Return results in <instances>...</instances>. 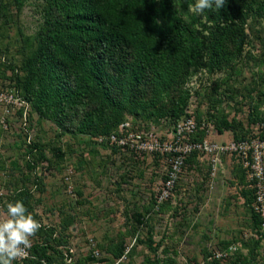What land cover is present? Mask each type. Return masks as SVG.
<instances>
[{"label":"trees","instance_id":"16d2710c","mask_svg":"<svg viewBox=\"0 0 264 264\" xmlns=\"http://www.w3.org/2000/svg\"><path fill=\"white\" fill-rule=\"evenodd\" d=\"M194 2L40 0L41 19L29 33L24 31L21 21L26 0H0V44H3L0 45V85L12 88L29 105L31 113L28 112L27 120L34 114L38 120L51 121L59 131L58 137L85 135L94 141L99 135L114 131L122 122L147 128L164 119L168 126L173 125L186 115L191 96L186 87L189 78L201 69L209 73L222 71L225 77L213 80L210 91L196 90L199 104L209 102L205 111L194 110L196 120L214 123L218 133L228 131L235 140L249 136L252 133L249 125L258 123L256 135L264 138V0H226L219 10L213 7L200 15L189 12V5ZM13 25H16L15 38L9 37L6 30ZM7 38L14 42L5 41ZM223 85L225 92H219ZM224 97L236 98L237 111L242 109L243 99L247 100V126L220 105ZM18 112L22 115L23 108ZM20 130L23 131L22 127ZM19 134L18 156L11 165L18 172L4 173L5 187L12 188V193L0 200L5 211L6 203L19 200L28 213H33L34 202L40 200L34 194L43 186L42 177L36 171L38 164L47 160L49 169H61L71 160L68 154L73 151L67 144L64 147L58 138L46 141L37 137L28 142L26 134ZM110 148L112 153L105 159H95V150L88 151L90 160L81 153L77 169L92 175L106 174L108 165L116 164L112 155L120 154L121 167L125 169L120 173L118 193L121 181L129 177L131 162L139 158L120 153L118 147ZM196 158L194 153L187 162L197 165ZM19 159L24 161L25 170L20 168ZM134 170V174H142L137 173L138 168ZM231 175L239 184L246 183L245 170L240 164H234ZM242 193L249 210L245 229L256 230L261 219L250 208L252 190L243 188ZM167 201L156 208L153 193L149 205L132 209L126 206L123 211L126 230L138 233L149 224L151 213ZM59 212L61 219L57 226L41 227L36 233L42 243L32 245L31 254L35 257L18 259L13 264H43L41 259L50 264H63L59 245L68 243L77 222L76 211ZM33 216L37 220L38 215ZM243 231L237 230V235L220 241L222 247L218 248L221 249L240 242L225 259L207 260L213 250L207 247L203 253L206 264L262 261L264 233L259 238H244ZM135 238L156 254L160 243L153 241L151 233L145 239ZM96 246L103 250L100 255L94 251L80 253L75 264H112L127 255L123 237L113 238L108 244L99 242ZM127 256L130 258L131 253ZM148 262L158 264L155 258Z\"/></svg>","mask_w":264,"mask_h":264},{"label":"rangeland","instance_id":"374dc122","mask_svg":"<svg viewBox=\"0 0 264 264\" xmlns=\"http://www.w3.org/2000/svg\"><path fill=\"white\" fill-rule=\"evenodd\" d=\"M39 2L40 0H26L21 12L22 26L26 32L34 31L40 22ZM6 30H8L9 37L15 38L16 25ZM11 38H7L5 41L9 40L13 43L14 40ZM0 45L3 46V44ZM15 45H17V42H15ZM246 49L249 48L246 47ZM253 52L256 53V50L253 49ZM254 68L255 70L258 69L256 66ZM245 74H248L246 70ZM224 77L225 72L215 71L209 73L205 69H201L192 75L186 83V87L191 94L188 108L193 111H196V109L205 111L209 102L203 101L199 104L196 90L206 88L210 91L211 82ZM6 83L8 84V82ZM224 90H226L225 85L220 87L219 92ZM235 99L224 97L220 105L229 112L231 117H236L247 126L248 102L243 99L242 109L237 111ZM239 100H241L240 97ZM8 109L9 112H6ZM21 118L22 116L19 115L17 107L11 108L0 105V197H2V200L3 198L6 199L5 195L12 193V188L5 187L7 177L4 173H10L11 170L15 174L18 172L17 169H12L11 165L15 161V156H18L16 148L18 145L17 135H20L19 133L23 134V131L20 130ZM2 120H5L7 126H4ZM159 122L153 124L157 129L165 130L166 126L160 125L163 124L162 120L161 123ZM141 125L139 124L140 127H143ZM26 126L29 129V136H31L32 141H35L37 137H41L46 141H53L58 138L64 147L68 145L73 151L70 152V156L68 154L71 160L65 162L61 169H49L47 160L40 161L36 171L42 177L43 186L41 190H37L34 194V197H40V200L34 202L33 207L35 205V208L33 213L30 214L38 215L42 221L55 227L61 219L59 210H63L68 214L76 211L77 223L73 226V233L69 236L67 243L75 248V261L79 253L86 254L88 251H97L100 255L103 250L97 249V243L108 244L112 242L113 238L116 240L118 237H123L125 247L128 249L127 251L125 249V252L127 255L131 253V257L129 258L126 255L122 262L150 264L149 259L153 260L155 258L158 264H192L205 258L203 253L207 247L209 249L222 247L220 241L230 239L232 235H237L238 233L235 232L237 230L245 229L244 223L249 219L248 207L247 209L244 207L243 211H236L237 218H232L234 225L229 227L227 232H221V229L226 227V224L225 226L222 225L225 220L228 223L232 222L228 217L230 214L232 215L234 205H240L236 202L238 201L236 195L239 192L236 189L237 194L232 193L234 196H231L234 199L233 204L232 207L228 206L229 200H227V204L225 202L227 198V195L225 196L226 189L222 187L224 190H217L214 182L218 177V172L215 176L211 175V166L205 157V160L196 158L199 165L187 162V166L189 164L190 166L188 169L186 168L185 175L180 179L174 196L161 208L151 213V221L147 226H144L138 233L132 234L126 230L123 211L126 206L129 209L136 206L141 208L151 203V195L155 192L154 185L160 181L159 179L162 176L163 168L159 162V157L145 156L143 159L131 162L129 166L131 172H129L127 180L121 181L119 186L121 192L119 191L118 195L116 190L118 189V182L121 180L120 173L125 169L121 167L120 159L122 157H120V154L112 155V158L116 160V164L108 165L109 170L106 171L108 174L105 172L106 174L94 173L92 175V173L80 172L77 168L81 153L87 160H90L88 151L95 150V159L98 160L99 158L105 159L106 155L112 153V149L109 146L99 144L96 138L94 141L89 140V137L85 135H80L78 138L69 134L58 137L59 131L51 121L38 120L34 114L29 115ZM249 127L252 129V133H257L260 125L255 123L250 124ZM213 130V138L218 142L233 139L232 134L228 131L220 134L215 126ZM124 155L129 156L130 154L124 152ZM18 163L20 168L25 170L24 161L19 159ZM135 168L139 169L136 170L137 173L141 172L142 174H134ZM199 172L202 175L199 174L198 176ZM205 172L206 177H203ZM225 175L222 177L226 178L228 176V174ZM228 184L225 182L224 186ZM202 197H205L204 200ZM2 200H0L1 205ZM149 233H151V236L154 235L152 239L155 243H160L156 254L136 241L135 237L145 239ZM261 256L262 261L258 264H264V254Z\"/></svg>","mask_w":264,"mask_h":264},{"label":"built area","instance_id":"2783aa9c","mask_svg":"<svg viewBox=\"0 0 264 264\" xmlns=\"http://www.w3.org/2000/svg\"><path fill=\"white\" fill-rule=\"evenodd\" d=\"M0 105L17 107V109L23 108L21 127L29 142L32 139L26 126L29 105L16 95L12 88L3 85H0ZM6 112H9V109ZM162 122L163 124L160 125H165V130L157 129L153 123L145 128L139 125L134 126L129 122H122L114 131L96 137V141L109 147H118L121 151L133 154L139 159H143L145 156L159 157L163 169L160 181L154 185L156 208L174 196L176 187L185 174L189 156L195 153L198 160L207 157L212 176L218 172L219 158L230 157L234 163L240 164L245 170V180L253 195L250 208L261 219L259 228L256 230L244 229L243 237L259 238L264 233V138L257 136V133L254 132L240 140L229 139L218 142L213 138L214 125L207 120L198 123L194 111L188 107L186 115L173 125L168 126L164 119ZM2 123L7 126L5 120H2ZM236 187L238 190L241 189V185ZM0 211H5L1 204ZM37 221L41 227H54V225L42 221L40 217L37 218ZM31 241L32 245L41 244L42 238L36 234L31 237ZM239 246L240 242L230 244L222 249L215 247L207 260L225 259L232 255ZM59 248L62 251L63 264L65 258L75 264V248L67 243L59 245ZM94 253L99 255L97 251ZM31 257L35 256L31 254L30 248L27 256L19 258V260ZM124 257L122 256L112 264H119ZM41 261L43 264H50L43 259ZM192 264H206V260L202 259Z\"/></svg>","mask_w":264,"mask_h":264},{"label":"clouds","instance_id":"9594fccd","mask_svg":"<svg viewBox=\"0 0 264 264\" xmlns=\"http://www.w3.org/2000/svg\"><path fill=\"white\" fill-rule=\"evenodd\" d=\"M226 0H195L189 5V12L202 14L206 9L222 8ZM187 19V17H185ZM41 228V224L27 212L24 204L17 200L6 203V211H0V264H13L26 257L31 248V237ZM64 264H72L65 258Z\"/></svg>","mask_w":264,"mask_h":264},{"label":"crops","instance_id":"0c3cea01","mask_svg":"<svg viewBox=\"0 0 264 264\" xmlns=\"http://www.w3.org/2000/svg\"><path fill=\"white\" fill-rule=\"evenodd\" d=\"M226 136V135H225ZM227 137V136H226ZM13 144V143H12ZM12 144H10V145H12ZM205 158V157H204ZM201 159V160H205V159ZM207 158V157H206ZM208 160V159H207ZM223 160V161H222ZM199 163H201V161H199ZM208 163H209V161H208ZM234 162L232 161V159L230 158V157H220L219 158V161H218V174H217V179L215 180V182H214V184H216V187H217V190L218 191H220L221 189H222V187H225V189H226V191H225V196L227 195V198H226V200H225V202H226V204H227V200H229L228 201V206L230 205V207H232V204H233V194L232 193H235V194H237V192H236V189H237V191L239 192L236 196H237V199H238V201H236L237 202V204H240V205H234V207H233V209H232V215L230 214L229 215V217H228V219L230 220V221H232V222H229L228 223V221L227 220H225L223 223H222V225L223 226H225V224H226V227H224V228H222L221 230V232L223 233V232H227L228 231V228L229 227H231V226H233L234 224H233V220H232V218H237L236 217V211H243L244 210V207H245V209H247V207H248V204L245 202V199H246V197L244 196V194L242 193V189L243 188H247L248 187V183H247V181H246V183L245 184H239L238 183V181L235 179V178H233L232 177V175H231V173H232V169H233V166H234ZM197 165H199V164H197ZM199 174H201L202 175V173L201 172H199L198 173V176H199ZM225 174H228V176L226 177L227 178V180H226V178H223L222 176H226ZM185 175V174H184ZM183 175V176H184ZM182 176V177H183ZM203 177H206V172L203 174ZM213 182V181H212ZM225 182H227V184L228 185H226V186H224V183ZM237 185H241V189L240 190H238V188L236 187ZM216 189V188H215ZM233 189H235L234 191H233ZM177 190V189H176ZM222 190H224V189H222ZM231 196H233V197H231ZM204 198L205 197H202V199L204 200ZM226 206V205H225ZM238 208V209H237ZM236 209V210H235ZM230 211V210H229ZM228 215V214H227ZM150 221H151V218H150ZM235 221V220H234ZM153 237H154V235H153ZM80 254V253H79Z\"/></svg>","mask_w":264,"mask_h":264}]
</instances>
